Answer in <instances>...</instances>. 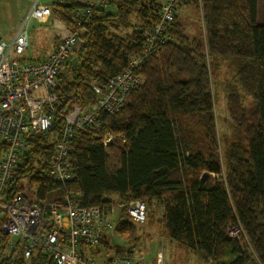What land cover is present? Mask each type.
I'll return each instance as SVG.
<instances>
[{
	"label": "trees",
	"instance_id": "1",
	"mask_svg": "<svg viewBox=\"0 0 264 264\" xmlns=\"http://www.w3.org/2000/svg\"><path fill=\"white\" fill-rule=\"evenodd\" d=\"M163 1L110 0L107 8L93 12L75 51L76 63L66 61L57 74L60 109L69 107L73 98L82 106L95 102L92 86L126 67L125 51L140 48L143 30L158 21ZM199 3L200 33L192 38L184 34L176 13L172 39L138 70L142 83L119 113L103 117L104 128L122 135L124 143L107 151L101 135L79 130L69 152L72 180L60 184L30 177L29 185L36 186L39 201H61L67 193L78 194L83 205L109 206L115 196L119 202L157 199L162 206L163 237L200 261L264 264V7L259 19V0ZM111 6L114 13L105 12ZM58 7L57 17L71 27L74 11L82 5L70 0ZM132 10L137 12L136 25L130 19ZM131 25L128 36L107 33L109 28ZM220 60L236 65L234 82L226 84L231 135L222 140L217 135L210 83ZM113 149L117 155L112 162ZM33 150L49 160L52 145L45 136L36 137ZM28 169L21 168V176ZM204 171L218 175L214 181L210 177L211 190L199 186ZM146 201L143 223L120 210L119 234L134 232V224L160 222L153 219L155 210L148 209L151 202ZM125 219L133 225L126 228ZM237 224L242 234L229 236L228 227ZM9 239L0 228V242L7 245ZM13 252L8 254L13 259L10 264H55L39 248L28 258Z\"/></svg>",
	"mask_w": 264,
	"mask_h": 264
},
{
	"label": "built area",
	"instance_id": "2",
	"mask_svg": "<svg viewBox=\"0 0 264 264\" xmlns=\"http://www.w3.org/2000/svg\"><path fill=\"white\" fill-rule=\"evenodd\" d=\"M75 1L82 8L74 11L67 34L58 38L46 57L29 60L22 55L29 39L24 24L11 41L0 42V228L9 235L7 245L15 255L22 253L28 258L39 248L55 264H94L85 259V247L98 243L114 229L112 216L120 211L117 209L126 210L134 222L146 220L145 199L109 206L83 205L78 194L67 193L61 201H39L34 195L36 186H30L29 180L44 177L60 184L72 180L69 152L79 130L101 135L107 151L124 143L122 135L104 128L103 117L119 113L142 83L138 70L172 39L170 29L177 9L188 0H164L160 4L158 21L143 30L142 44L130 55L126 67L92 86V105L82 106L73 98L69 107L60 109L55 91L57 74L81 43L93 12L110 4V0ZM50 13V6L34 4L30 16L46 22ZM40 136L52 145L49 160L34 154L36 137ZM21 168H29L25 176L19 173ZM160 250L156 264H165L163 249ZM128 262L129 258H122L110 264Z\"/></svg>",
	"mask_w": 264,
	"mask_h": 264
},
{
	"label": "rangeland",
	"instance_id": "3",
	"mask_svg": "<svg viewBox=\"0 0 264 264\" xmlns=\"http://www.w3.org/2000/svg\"><path fill=\"white\" fill-rule=\"evenodd\" d=\"M196 3L188 1L179 5L177 9L176 21L181 23L183 33L190 38L198 35L200 30H202L200 28V24H198L201 19L200 3ZM262 7H264V0H259V19L262 18ZM114 11L115 7L112 6L105 10V12L111 13H114ZM134 13L137 12L132 10L130 13V19L132 24L136 25L138 16ZM27 24L29 32L28 47L24 50L22 55L29 60L42 59L50 52L55 28L52 27L50 21L39 22L36 19H28ZM132 26L133 25L130 27L121 26L116 29L109 28L107 33L110 35L114 33L117 35L120 34L125 37L132 32ZM80 46L81 43H79L75 48L79 49ZM135 50L136 49L134 48L125 51L127 60ZM70 59V61L76 63L77 54L75 51L71 53ZM235 68L236 65L234 62L220 60L216 66L214 74L210 77L216 130L217 135L221 140L224 139L223 136L226 135L229 137L228 135H231V121L228 112L229 92L226 89V84L234 82L233 76ZM116 155L117 149L111 150L110 159L112 162L114 161ZM210 174L213 181L218 179L217 174ZM111 199L113 201L110 202V205L123 203L118 200H114L119 199L118 196L112 197ZM145 199L148 201L150 200L147 197H145ZM150 202L151 201H149V203ZM151 203L148 209L155 210L152 212L153 214L150 213L153 219H157V221L162 220V206L160 205V201L155 199L152 200ZM120 212H115L112 216L113 221L115 222V230H110L107 237L102 239L101 242L85 247V259H88L94 264H108V261L112 257L116 256L115 258L119 260L122 258H129V262L127 264H156L158 254L162 248L164 252L165 264H214L212 262L200 261L196 255L184 249L180 244L167 240L163 237V221H160L157 224L149 221L142 225L134 224V232L131 231L129 233L119 234L116 230L118 226L116 224L120 220L119 218H123V216L121 217L122 211ZM126 222L131 223H128V225L125 226L126 228L133 225V223L128 220H126ZM231 226L227 229L229 236L238 237L242 234V229L238 224L235 225V228H231ZM230 232H232V235ZM10 250H12L10 246L0 242V264H10V261H13L12 258L8 257Z\"/></svg>",
	"mask_w": 264,
	"mask_h": 264
},
{
	"label": "crops",
	"instance_id": "4",
	"mask_svg": "<svg viewBox=\"0 0 264 264\" xmlns=\"http://www.w3.org/2000/svg\"><path fill=\"white\" fill-rule=\"evenodd\" d=\"M71 1L77 3L75 0ZM66 3H70V0H0V42L11 41L18 28L23 24L28 29V19L34 20V18L30 16L34 4L48 5L51 8V13L46 22L50 21L52 27L55 28L51 51L58 37L67 34L70 28L59 20L55 11L56 8H59L58 6H64ZM108 233L109 231L104 234V239L107 237Z\"/></svg>",
	"mask_w": 264,
	"mask_h": 264
},
{
	"label": "water",
	"instance_id": "5",
	"mask_svg": "<svg viewBox=\"0 0 264 264\" xmlns=\"http://www.w3.org/2000/svg\"><path fill=\"white\" fill-rule=\"evenodd\" d=\"M211 174L208 171H204L200 178H199V186L203 190H211L213 187V184L210 180ZM231 228H235V226H232Z\"/></svg>",
	"mask_w": 264,
	"mask_h": 264
}]
</instances>
